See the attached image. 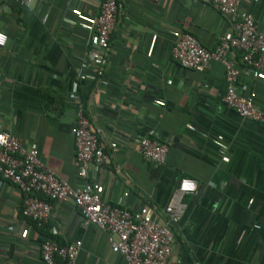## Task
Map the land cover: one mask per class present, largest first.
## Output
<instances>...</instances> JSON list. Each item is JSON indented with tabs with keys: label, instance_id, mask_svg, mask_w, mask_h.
Returning <instances> with one entry per match:
<instances>
[{
	"label": "crops",
	"instance_id": "0c3cea01",
	"mask_svg": "<svg viewBox=\"0 0 264 264\" xmlns=\"http://www.w3.org/2000/svg\"><path fill=\"white\" fill-rule=\"evenodd\" d=\"M100 7L101 0H34L22 9L0 0V31L8 36L0 48V130L38 148L43 164L77 187L71 130L81 107L113 157L90 172L104 201L163 222L180 180L196 181L174 228V264H264V125L225 105L221 63L197 72L172 57L184 34L212 50L234 33L233 22L207 0H120L105 74L81 78L88 27ZM242 8L264 32V0H242ZM233 57L239 92H255L264 108V77ZM145 137L168 145L165 165L144 161L138 140ZM22 201L16 186L0 181V264H44L47 238L81 241L79 264H126L104 231L83 227L72 201L55 205L40 230L22 216Z\"/></svg>",
	"mask_w": 264,
	"mask_h": 264
},
{
	"label": "built area",
	"instance_id": "2783aa9c",
	"mask_svg": "<svg viewBox=\"0 0 264 264\" xmlns=\"http://www.w3.org/2000/svg\"><path fill=\"white\" fill-rule=\"evenodd\" d=\"M120 0H101L100 12L94 17L86 42L88 61L82 63L80 77L91 74L101 80L105 74L110 51L111 36L117 28ZM222 15L231 19L234 33L221 38L212 50L204 47L192 34H184L174 44L172 57L188 70L205 72L212 62L221 63L225 70V105L241 118L264 125V108L257 103V94L239 92L241 71L236 67L233 54H240L241 64L249 72L264 77V32L260 31L253 16L242 8V0H207ZM22 9H29L34 0H16ZM78 13V12H75ZM73 27L75 21L70 23ZM0 48L8 42V36L0 31ZM232 55V57H230ZM75 144V161L82 185L73 187L40 159L38 148L26 145L9 131L0 130V181L16 186L22 194V216L36 229H42L55 217V205L72 201L80 211L83 227L95 226L104 231L112 251L122 256L126 264H174L172 247L174 228L180 223L186 206L184 197L197 192L196 181L182 178L177 190L162 211L163 222L153 215L135 216L123 206L104 201L90 176L112 165L113 157L101 145L93 131L89 118L80 107L71 130ZM225 152L227 146L219 141ZM169 147L150 138L138 140V151L144 161L163 166ZM83 243L76 241L62 245L47 238L40 247L44 264H79Z\"/></svg>",
	"mask_w": 264,
	"mask_h": 264
},
{
	"label": "clouds",
	"instance_id": "9594fccd",
	"mask_svg": "<svg viewBox=\"0 0 264 264\" xmlns=\"http://www.w3.org/2000/svg\"><path fill=\"white\" fill-rule=\"evenodd\" d=\"M2 39H3V38H2V37H0V42H2Z\"/></svg>",
	"mask_w": 264,
	"mask_h": 264
}]
</instances>
